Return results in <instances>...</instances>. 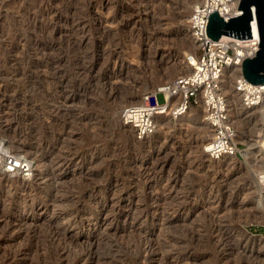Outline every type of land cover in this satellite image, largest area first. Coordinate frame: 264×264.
I'll use <instances>...</instances> for the list:
<instances>
[{"label": "rangeland", "instance_id": "374dc122", "mask_svg": "<svg viewBox=\"0 0 264 264\" xmlns=\"http://www.w3.org/2000/svg\"><path fill=\"white\" fill-rule=\"evenodd\" d=\"M192 3L0 0V138L47 173L0 176V264H264L255 150L208 161L199 106L143 139L120 121L185 74ZM231 116L241 150L264 138L258 112Z\"/></svg>", "mask_w": 264, "mask_h": 264}, {"label": "built area", "instance_id": "2783aa9c", "mask_svg": "<svg viewBox=\"0 0 264 264\" xmlns=\"http://www.w3.org/2000/svg\"><path fill=\"white\" fill-rule=\"evenodd\" d=\"M214 10L225 21L242 13L233 0H195L187 18L189 34L197 44L194 51L186 55L192 71L160 82L154 90L143 95L142 102L127 103L120 108L121 123L130 126L137 139L146 138L155 132L158 114L176 119L189 107L201 104L202 119L210 127L209 137L202 145L204 155L211 159L242 155L237 129L228 111L227 96L220 87V78L226 66L242 64L246 57H253L259 49L254 6H251V37L243 39L226 34H221L218 39L208 36V15ZM253 22L256 33L252 28ZM234 86L240 93L243 107L264 105V83H252L240 75L235 79ZM158 93L163 96L162 102L157 98ZM33 172V159L10 146L5 138H0V173L31 180ZM255 178L264 201V170L257 173ZM243 229L247 234L264 241V219L247 223Z\"/></svg>", "mask_w": 264, "mask_h": 264}, {"label": "water", "instance_id": "95a60500", "mask_svg": "<svg viewBox=\"0 0 264 264\" xmlns=\"http://www.w3.org/2000/svg\"><path fill=\"white\" fill-rule=\"evenodd\" d=\"M238 9L242 13L228 18L225 21L218 15L217 10L208 15L206 26L207 35L218 39L221 34L230 35L240 39L251 37L250 20L252 19L251 6L259 33V49L253 57H246L241 64V73L252 83H264V0H239Z\"/></svg>", "mask_w": 264, "mask_h": 264}, {"label": "bare ground", "instance_id": "6f19581e", "mask_svg": "<svg viewBox=\"0 0 264 264\" xmlns=\"http://www.w3.org/2000/svg\"><path fill=\"white\" fill-rule=\"evenodd\" d=\"M195 0H193V2H194ZM234 1V3L235 4H237L238 5V2H239V0H233ZM252 28H253V31H254V33H256L257 32V29H256V25H255V23L253 22V25H252ZM192 38V37H191ZM193 40V39H192ZM194 41V40H193ZM194 48H196L197 47V44L194 42ZM186 65L184 66V69H185V74H187V73H190L191 71H192V69H191V66L189 65V63H188V61L186 60ZM241 64H238V65H235V64H232V65H228V66H226L225 68H224V70H223V72H222V75H221V78H220V82H221V90L223 91V87H227V88H229V90H230V93L231 94H229V95H226L227 96V100H228V111H229V114H230V118H231V121L233 122V124H234V126L236 127V123L238 122V121H240V119H238V120H233V118H232V114H234L236 117H241L243 114H246V113H249V112H258L259 113V117H260V119L259 120H261V121H263L264 122V105L263 104H259V105H256V106H253V107H251V108H245V107H243L242 106V104H241V101H240V93L236 90V88H235V86H234V82H235V79L238 77V76H240V75H242V73H241ZM227 83L229 84V86L227 85ZM231 85V86H230ZM225 93V92H224ZM143 101V98H142V100H140V101H138V102H136V103H140V102H142ZM199 107H200V109H201V104L199 105ZM191 109V107H189L188 109H187V111L184 113V114H182L181 116H179L178 118H176V120H178V119H182L183 117H185L186 116V114H187V112L189 111ZM199 109V110H200ZM166 116H168V115H166V114H158L157 115V122L159 121V119H162V118H164V117H166ZM206 124V126H207V128H209V133H210V127H209V125L207 124V123H205ZM123 125V124H122ZM123 126H125V125H123ZM125 127H127V128H129L131 131H132V128L130 127V126H125ZM156 130V129H155ZM160 131H161V129H160ZM155 133V132H154ZM154 133L152 134V135H150V136H153L154 135ZM150 136H148V137H150ZM209 137V136H208ZM207 139L208 138H206V139H203L202 140V145L207 141ZM237 140H239V138H238V136H237ZM10 143V142H9ZM202 148V147H201ZM240 149V151H241V153H242V155L244 156V157H246V158H249V157H253L254 156V159H255V157H256V155H255V153H257L258 155H257V157L259 156L260 157V160H264V138H258V139H255V140H253V142L252 143H250L249 144V147L247 148V150H241V149H243V148H239ZM251 150H255V153H254V151L252 152ZM202 154L204 155V153H203V151H202ZM28 155V154H27ZM204 156H206V155H204ZM235 157L236 156H234V155H228V156H223L222 158H219V159H211V158H208L207 156H206V158H207V160L208 161H216V162H220V161H226V160H229L228 161V163L230 164V163H232V162H234V159H235ZM35 159V158H34ZM33 163H34V170L35 171H39L40 173L39 174H44L42 177H41V179L43 178V177H45V176H47V173H45V163L42 161V160H35V161H33ZM50 169V168H49ZM44 170V171H43ZM264 169H262V170H260V171H263ZM259 171V172H260ZM258 172V173H259ZM33 174H34V172H33ZM0 176H4V177H9V176H11V175H8V174H2V173H0ZM11 177H14V176H11ZM18 178L16 179V180H18L19 182H27L28 180L27 179H24V178H22V177H20V176H17ZM51 177V176H50ZM16 178V177H15ZM32 178H33V176H32ZM32 178H31V180H32ZM56 179H57V177H54V182H56ZM60 179V178H59ZM39 180V179H38ZM258 185V184H257ZM258 188H259V186H258ZM259 197L261 198V196H260V188H259ZM258 199V205H259V207H262V208H264V202L261 200V199ZM264 219V216H263V218H262V220ZM261 220V221H262ZM260 221V222H261ZM249 223V222H248ZM264 243V242H263Z\"/></svg>", "mask_w": 264, "mask_h": 264}]
</instances>
